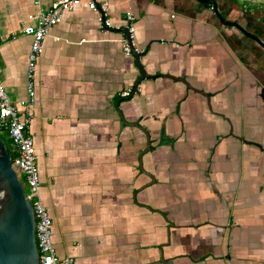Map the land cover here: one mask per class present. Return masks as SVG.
Returning <instances> with one entry per match:
<instances>
[{"label": "crops", "instance_id": "crops-1", "mask_svg": "<svg viewBox=\"0 0 264 264\" xmlns=\"http://www.w3.org/2000/svg\"><path fill=\"white\" fill-rule=\"evenodd\" d=\"M100 1L110 25L86 3L66 11L34 78L29 131L59 255L264 264V47L223 24L211 2ZM215 1L264 36L260 1ZM51 2L0 0V65L15 103L28 96L24 26ZM128 13L138 58L123 50Z\"/></svg>", "mask_w": 264, "mask_h": 264}, {"label": "built area", "instance_id": "built-area-1", "mask_svg": "<svg viewBox=\"0 0 264 264\" xmlns=\"http://www.w3.org/2000/svg\"><path fill=\"white\" fill-rule=\"evenodd\" d=\"M38 3V0H37ZM86 3L93 10L102 12V19L106 25L108 2L100 0H52L48 8L42 9L36 24H26L24 32L32 36L33 40L28 54V96L15 103L6 90L2 67L0 65V133L7 131L17 148V155L12 159L13 166L19 176L26 182V196L34 207L36 219V241L39 252V264H74L73 256L61 257L54 242V219L44 203L41 187V174L36 153L35 141L29 128L35 117V74L38 61L44 49V40L50 34L53 26L60 22L66 11L73 10L77 5ZM263 5H260L262 7ZM248 5H245V10ZM30 18H33L30 15ZM136 16L127 14V37L123 38V50L127 55L140 53L136 43ZM2 52V37L0 33V54ZM140 90V86H130L123 90L122 95L130 97ZM20 106L24 107V112ZM25 187V186H24Z\"/></svg>", "mask_w": 264, "mask_h": 264}, {"label": "water", "instance_id": "water-1", "mask_svg": "<svg viewBox=\"0 0 264 264\" xmlns=\"http://www.w3.org/2000/svg\"><path fill=\"white\" fill-rule=\"evenodd\" d=\"M214 3L215 13L226 25L238 28L245 36L264 47L260 35L248 31L237 21L229 20L218 9L215 0H199ZM128 34V29L125 28ZM244 48L247 44L243 42ZM139 57L140 53H134ZM264 62V58L262 59ZM264 66V63H262ZM0 264H39L36 241L34 207L26 196L25 187L15 170L12 157L0 133Z\"/></svg>", "mask_w": 264, "mask_h": 264}, {"label": "rangeland", "instance_id": "rangeland-1", "mask_svg": "<svg viewBox=\"0 0 264 264\" xmlns=\"http://www.w3.org/2000/svg\"><path fill=\"white\" fill-rule=\"evenodd\" d=\"M240 1H243V0H240ZM256 1H260L264 5V0H256ZM1 135H2V137L4 139V142H5L6 146L9 147L10 151H12L11 143H10L8 134L5 133L4 131H1ZM20 179H21L23 185L25 186V190H27V188H26V182H25L24 178L21 175H20Z\"/></svg>", "mask_w": 264, "mask_h": 264}, {"label": "flooded vegetation", "instance_id": "flooded-vegetation-1", "mask_svg": "<svg viewBox=\"0 0 264 264\" xmlns=\"http://www.w3.org/2000/svg\"><path fill=\"white\" fill-rule=\"evenodd\" d=\"M247 30H248V28H246ZM258 29V28H257ZM260 30V29H259ZM249 31V30H248ZM251 32V31H250ZM260 31H258L257 33H256V35H260V37H262V39L264 40V36H262L260 33H259ZM242 33V32H241ZM252 33H253V31H252ZM259 33V34H258ZM262 33V32H261ZM243 34V33H242ZM253 34H255V33H253ZM244 35V34H243ZM245 36V35H244ZM245 38H251V37H248V36H245ZM253 41H254V39H253ZM264 58V57H263ZM264 63V62H263ZM263 68H264V66H263Z\"/></svg>", "mask_w": 264, "mask_h": 264}, {"label": "trees", "instance_id": "trees-1", "mask_svg": "<svg viewBox=\"0 0 264 264\" xmlns=\"http://www.w3.org/2000/svg\"><path fill=\"white\" fill-rule=\"evenodd\" d=\"M9 140H10V138H9ZM10 142H11V140H10ZM12 143V142H11ZM8 148V151H9V153H10V156L12 157V159H14V155L12 154V152L10 151V149H9V147H7Z\"/></svg>", "mask_w": 264, "mask_h": 264}]
</instances>
